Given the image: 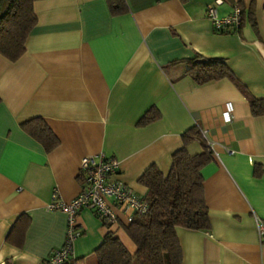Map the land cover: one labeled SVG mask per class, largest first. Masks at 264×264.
<instances>
[{
	"label": "crops",
	"instance_id": "0c3cea01",
	"mask_svg": "<svg viewBox=\"0 0 264 264\" xmlns=\"http://www.w3.org/2000/svg\"><path fill=\"white\" fill-rule=\"evenodd\" d=\"M125 1L128 12L114 16L107 0H36L26 53L16 62L0 56V264H44L64 245L68 215L48 205L81 194L84 157L115 159V179L146 197L139 179L152 166L168 175L194 127L213 145L202 169L211 229H177L184 264H264L256 227L264 221V115L245 95L264 99V0ZM239 3L254 5L257 29L246 17L238 31L217 32L207 7L226 17ZM197 55L223 60L231 76L198 84L186 62ZM152 109L161 119L138 126ZM38 118L59 141L49 153L22 128ZM202 149L196 141L188 150ZM21 216L29 224L19 247L11 233ZM118 216L108 229L83 210L73 260L92 259L109 231L134 255L127 218Z\"/></svg>",
	"mask_w": 264,
	"mask_h": 264
},
{
	"label": "trees",
	"instance_id": "16d2710c",
	"mask_svg": "<svg viewBox=\"0 0 264 264\" xmlns=\"http://www.w3.org/2000/svg\"><path fill=\"white\" fill-rule=\"evenodd\" d=\"M35 1L0 0V56L16 62L26 53L27 40L38 23L34 11ZM107 1L114 16L128 12L125 0ZM239 7L243 10V21L247 17L257 29L254 5L248 10L242 3H239ZM186 62L189 72L200 85L231 76L226 63L221 59H207L197 55ZM245 95L253 113L264 115V99H257L247 91ZM161 117L156 109H152L139 121L138 126L147 127ZM22 128L41 143L48 153L59 144L57 137L42 119L26 122ZM200 129L194 127L184 133L183 146L174 153L168 175L157 166H152L139 179V183L148 190L145 199L149 204V212L135 216L133 222L125 227L127 235L137 247L136 253L132 255L116 234L109 231L94 253L97 264H184V252L177 229L210 231L211 221L204 196L202 169L212 162L213 151ZM196 141L201 142L202 152L191 155L188 149ZM260 174L261 170H256L255 175ZM28 224V217L21 216L11 233V237L14 235V244L19 247L24 242ZM104 225L108 229L111 227L108 223ZM67 264L87 263L84 259H72Z\"/></svg>",
	"mask_w": 264,
	"mask_h": 264
},
{
	"label": "built area",
	"instance_id": "2783aa9c",
	"mask_svg": "<svg viewBox=\"0 0 264 264\" xmlns=\"http://www.w3.org/2000/svg\"><path fill=\"white\" fill-rule=\"evenodd\" d=\"M219 0L217 4H222ZM208 18L219 33L238 31L243 23V10L236 5L233 12L220 17L216 6L206 9ZM224 121H232V107L228 105L223 115ZM202 136L206 132L202 129ZM212 149L213 145L207 143ZM80 178L83 181L81 194L71 203L60 201L57 197L48 205L49 211L63 212L68 215V230L64 245L52 253L44 264H67L74 259V246L82 236L78 219L83 210H91L103 222L114 225L118 222V212L123 213L131 224L137 215H146L149 204L145 197L138 195L131 187L115 179L119 163L104 154L86 156L81 161ZM260 245L264 248V221L256 218Z\"/></svg>",
	"mask_w": 264,
	"mask_h": 264
},
{
	"label": "rangeland",
	"instance_id": "374dc122",
	"mask_svg": "<svg viewBox=\"0 0 264 264\" xmlns=\"http://www.w3.org/2000/svg\"><path fill=\"white\" fill-rule=\"evenodd\" d=\"M86 263L87 264H97L96 257L94 256L92 259L88 260Z\"/></svg>",
	"mask_w": 264,
	"mask_h": 264
}]
</instances>
